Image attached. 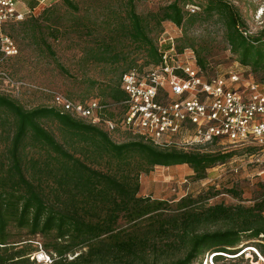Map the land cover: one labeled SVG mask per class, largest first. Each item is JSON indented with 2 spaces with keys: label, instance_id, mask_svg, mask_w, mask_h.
<instances>
[{
  "label": "trees",
  "instance_id": "1",
  "mask_svg": "<svg viewBox=\"0 0 264 264\" xmlns=\"http://www.w3.org/2000/svg\"><path fill=\"white\" fill-rule=\"evenodd\" d=\"M138 1L112 0L105 5L110 18L97 26L87 13L75 14L80 9L77 0H60L74 14L71 29L89 42L83 50L87 60L118 71L101 96L69 99L98 98L121 110L119 104L126 98L122 76L132 68L141 70L159 62L157 40L161 34L154 39L152 33L161 31L164 21L183 26L216 18L238 61L264 72V30L248 34L245 21L230 1L172 0L146 14L137 12ZM37 4L38 0H31L30 9ZM55 5L44 6L36 17L30 14L22 24L30 25L33 36L35 31L41 34V43L56 66L67 73L38 22L41 16L51 24L58 23L53 16ZM190 6L198 10L191 12ZM46 25L54 38L58 31L70 30L64 24L61 28ZM130 46L143 52L145 64H137L126 49ZM186 47L194 50L197 65L206 75L217 73L202 49L176 42L178 51ZM106 115L113 117L114 113L107 111ZM47 120L55 123L60 138L46 127ZM204 147H161L131 134L118 142L101 126L55 106L26 109L0 94V264H29V254L36 251L30 237L9 240L11 225L26 228L31 237H41L49 264H194L205 254H213L214 263L223 259L241 262L244 256L238 253L246 247H254L264 257V197L245 206L209 204L211 195L203 194L171 202L138 195L140 174L157 165H187L192 178L200 180L207 168L224 164L234 155L233 150ZM241 149L248 155L260 151L257 145ZM243 236L254 241L236 247Z\"/></svg>",
  "mask_w": 264,
  "mask_h": 264
},
{
  "label": "rangeland",
  "instance_id": "2",
  "mask_svg": "<svg viewBox=\"0 0 264 264\" xmlns=\"http://www.w3.org/2000/svg\"><path fill=\"white\" fill-rule=\"evenodd\" d=\"M31 0H17V8L24 13V18L18 22H5L0 26V94H5L17 100L24 108L30 109L37 106H53L52 92L60 93L67 98L79 100L85 96H101V91L111 79L117 75L110 65L102 63H91L86 58L84 48L89 42L86 37L80 36L70 27L72 14L65 7L61 6L60 0H38L34 9H30ZM79 3L78 17L89 15L95 20L97 26L104 25L108 15L105 5L112 3V0H77ZM172 0H139L136 3L138 13L146 14L150 11H157L159 7L168 4ZM199 1V0H195ZM239 12L245 21L246 32L257 35L264 30V0H228ZM56 4L53 16L58 23L51 24L39 16L38 22L46 41L51 44L56 59L65 67L67 73H63L56 66L45 45L41 43V34L38 31L32 35L30 25L22 24L29 20L30 14L39 15L44 6ZM194 7V11L198 10ZM76 16V15H75ZM51 28H61V24L67 25L66 33H55L51 35ZM161 31H154V39L160 33L173 36L179 45L191 46L196 50L202 49V55L214 66L217 72L236 71L243 78H252L264 81V72L255 71L249 66L242 65L237 55L230 51L225 38V29L216 18L199 19L192 24L186 23L183 26H176L170 21L162 23ZM9 38L15 45L16 53L6 55L2 51L5 38ZM131 51V56L136 57L139 65L145 64L143 52H138L133 46L126 47ZM118 111L117 107L112 112ZM44 124L52 130L56 137L60 133L54 122L49 120ZM115 141H124L129 134L123 131L112 132ZM243 146H233L228 143L209 144L204 148L211 151L234 152L226 163L215 164L206 170L205 177L200 180L192 178L193 171L187 165L155 166L148 173L139 176V196H149L153 199L175 201L182 196L199 194L211 195L208 198L209 204L223 203L225 205L243 204L252 205L264 197V150L254 155H248ZM102 167V166H101ZM9 240L19 238H32L36 251L29 254L31 263L41 264L36 259L41 252H45L40 242L41 237H31L27 234L26 228L9 226ZM254 241L243 236L236 247L246 245ZM253 249V247H246ZM245 248V249H246ZM246 249V250H247ZM253 252V251H252ZM248 253V251H245ZM49 255V254H48ZM205 258L194 264H205ZM245 257H243L244 260ZM236 264L238 260L223 259L218 263ZM240 262V261H239ZM238 262V263H239ZM242 262V261H241ZM237 263V264H238ZM207 264L209 261L207 259Z\"/></svg>",
  "mask_w": 264,
  "mask_h": 264
},
{
  "label": "built area",
  "instance_id": "3",
  "mask_svg": "<svg viewBox=\"0 0 264 264\" xmlns=\"http://www.w3.org/2000/svg\"><path fill=\"white\" fill-rule=\"evenodd\" d=\"M189 10L193 12L194 7ZM23 18L17 0H0V26ZM157 46V64L123 74L121 88L126 98L113 117L106 112L115 106L102 104L98 98L75 101L52 92L53 106L108 132L123 131L161 147L190 150L225 142L264 150V84L231 70L206 75L197 65L194 50L178 51L171 35L162 33ZM2 51L6 55L17 51L8 37ZM246 249L238 253L245 257L239 264H264L254 247ZM212 255L206 254L205 264L207 259L214 264ZM36 259L43 264L51 261L44 252L36 254Z\"/></svg>",
  "mask_w": 264,
  "mask_h": 264
},
{
  "label": "bare ground",
  "instance_id": "4",
  "mask_svg": "<svg viewBox=\"0 0 264 264\" xmlns=\"http://www.w3.org/2000/svg\"><path fill=\"white\" fill-rule=\"evenodd\" d=\"M41 264H43V263H41Z\"/></svg>",
  "mask_w": 264,
  "mask_h": 264
}]
</instances>
